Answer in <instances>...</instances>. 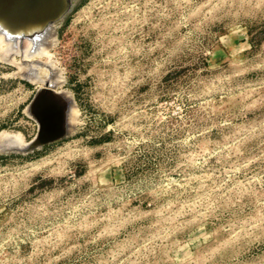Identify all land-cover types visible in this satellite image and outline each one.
Segmentation results:
<instances>
[{
	"label": "rangeland",
	"instance_id": "1",
	"mask_svg": "<svg viewBox=\"0 0 264 264\" xmlns=\"http://www.w3.org/2000/svg\"><path fill=\"white\" fill-rule=\"evenodd\" d=\"M51 37L14 59L51 60L77 113L0 153V264H264V0H75ZM15 64L0 136L25 142Z\"/></svg>",
	"mask_w": 264,
	"mask_h": 264
},
{
	"label": "water",
	"instance_id": "2",
	"mask_svg": "<svg viewBox=\"0 0 264 264\" xmlns=\"http://www.w3.org/2000/svg\"><path fill=\"white\" fill-rule=\"evenodd\" d=\"M74 1L0 0V32L18 42L23 38L36 42L45 32L54 34L55 24L71 9ZM70 102L71 96L46 82L37 86L25 105L36 123L34 134L22 145H0V153H26L66 136L73 128L67 119Z\"/></svg>",
	"mask_w": 264,
	"mask_h": 264
},
{
	"label": "bare ground",
	"instance_id": "3",
	"mask_svg": "<svg viewBox=\"0 0 264 264\" xmlns=\"http://www.w3.org/2000/svg\"><path fill=\"white\" fill-rule=\"evenodd\" d=\"M52 35H54V34H50L49 32H45L40 37V39L36 42H33V41L26 39V38H23L20 42H18L16 39L14 40L11 38H7L6 36H4V34L2 32H0V43L1 44L3 43L4 46H6L4 49H1L2 51L0 52V56L2 57V59H5V60L12 62V63H16L18 66L17 73L20 74L21 76L26 77L30 80L36 81L40 85L43 82H46L52 88H54L55 90H58V89H56V87L61 82L62 76L58 73L57 67L53 65L51 60H49L48 62L46 61L47 63L42 64L43 65L42 66L43 71L42 70H41L42 72L40 71L42 73L41 76H39V74L35 76L33 73L35 71H33L31 69L32 67H30V65L27 64L28 62L26 63V62H24V60L16 62L14 59L15 53L24 55V57H25L24 59H26V60L35 54L48 56L49 53H48V50L45 47V45L47 43H49L50 41L52 43V39H53L51 37ZM25 41H26V43H24ZM27 41L30 42L29 44H31V47H30V45L27 46V47H29V49H28L29 51H27L28 52L27 54L26 53L23 54L24 51L27 50L26 45H25V47L23 46L24 44H27ZM36 46H37V48L34 49ZM37 64H39V63H37ZM35 68H36V66H35ZM38 72L39 71H37V69H36L35 73H38ZM64 93H66L70 96L69 92L64 91ZM76 113H77V110H76L74 104L72 102H70V104L68 106V110H67V119L72 124L75 120ZM23 143H25V142H23L21 140V138L19 136H16V135H2V136H0V144L1 145H7V144L22 145Z\"/></svg>",
	"mask_w": 264,
	"mask_h": 264
}]
</instances>
